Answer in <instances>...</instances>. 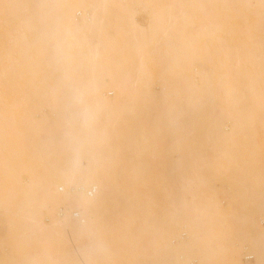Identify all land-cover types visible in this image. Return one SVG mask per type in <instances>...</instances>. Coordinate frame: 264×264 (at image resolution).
Returning a JSON list of instances; mask_svg holds the SVG:
<instances>
[{"label": "bare ground", "instance_id": "obj_1", "mask_svg": "<svg viewBox=\"0 0 264 264\" xmlns=\"http://www.w3.org/2000/svg\"><path fill=\"white\" fill-rule=\"evenodd\" d=\"M249 258L264 0H0V264Z\"/></svg>", "mask_w": 264, "mask_h": 264}, {"label": "rangeland", "instance_id": "obj_2", "mask_svg": "<svg viewBox=\"0 0 264 264\" xmlns=\"http://www.w3.org/2000/svg\"><path fill=\"white\" fill-rule=\"evenodd\" d=\"M140 20L142 21L143 17H140ZM224 21L226 23L227 28L230 31L229 32L230 34H232L234 31L237 32L238 30H240V28L243 27L247 22L246 20H244L243 17H236L234 11L228 12L224 17ZM146 65L148 66V61L146 62ZM253 123H254L253 128L256 129L255 121H253ZM248 261H249V264H253L252 258H249ZM188 264H196V263L192 261V262H189Z\"/></svg>", "mask_w": 264, "mask_h": 264}]
</instances>
